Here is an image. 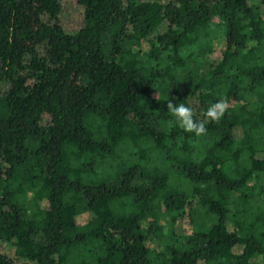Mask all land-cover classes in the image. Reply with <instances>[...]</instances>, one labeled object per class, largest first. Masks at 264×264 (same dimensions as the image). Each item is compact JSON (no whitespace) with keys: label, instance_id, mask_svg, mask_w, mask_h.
Returning <instances> with one entry per match:
<instances>
[{"label":"trees","instance_id":"16d2710c","mask_svg":"<svg viewBox=\"0 0 264 264\" xmlns=\"http://www.w3.org/2000/svg\"><path fill=\"white\" fill-rule=\"evenodd\" d=\"M76 1L0 0V264H264V0Z\"/></svg>","mask_w":264,"mask_h":264},{"label":"clouds","instance_id":"9594fccd","mask_svg":"<svg viewBox=\"0 0 264 264\" xmlns=\"http://www.w3.org/2000/svg\"><path fill=\"white\" fill-rule=\"evenodd\" d=\"M166 108L175 117L177 123L184 131L194 133L196 136L206 133L205 123L194 120L192 108L185 106L183 103L177 105L171 100L168 101ZM227 108L228 104L226 100L221 99L211 105L205 115L211 122H219Z\"/></svg>","mask_w":264,"mask_h":264},{"label":"rangeland","instance_id":"374dc122","mask_svg":"<svg viewBox=\"0 0 264 264\" xmlns=\"http://www.w3.org/2000/svg\"><path fill=\"white\" fill-rule=\"evenodd\" d=\"M60 20L63 27L68 31H76L81 25L83 21V7L78 4L76 0H61V12H60ZM221 48H219L220 51ZM220 52H217L214 55V59L218 58ZM5 85H0V95L4 92ZM85 216H80L82 220ZM79 219V220H80ZM181 229L184 232H189L191 230L190 224L180 222ZM239 251V249L237 248ZM6 251V250H5ZM7 255H12V250L6 251Z\"/></svg>","mask_w":264,"mask_h":264}]
</instances>
